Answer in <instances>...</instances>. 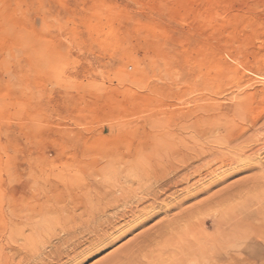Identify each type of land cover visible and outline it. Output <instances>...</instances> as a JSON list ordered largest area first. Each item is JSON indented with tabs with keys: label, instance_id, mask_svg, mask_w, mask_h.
Instances as JSON below:
<instances>
[{
	"label": "rangeland",
	"instance_id": "1",
	"mask_svg": "<svg viewBox=\"0 0 264 264\" xmlns=\"http://www.w3.org/2000/svg\"><path fill=\"white\" fill-rule=\"evenodd\" d=\"M239 103L264 109V0H0V216L20 200L67 201L76 185L109 186L113 174L172 176L174 133ZM244 176L208 193H197L205 175L162 191L168 211L116 232L82 264L121 257ZM248 202L236 214L253 224ZM218 212L191 226L203 223L207 264H264L259 238L211 244Z\"/></svg>",
	"mask_w": 264,
	"mask_h": 264
},
{
	"label": "bare ground",
	"instance_id": "2",
	"mask_svg": "<svg viewBox=\"0 0 264 264\" xmlns=\"http://www.w3.org/2000/svg\"><path fill=\"white\" fill-rule=\"evenodd\" d=\"M215 111L213 107L212 115L206 112L197 116L174 133L178 152L172 157L180 167L170 172L172 176L149 172L139 174L136 180L129 179L131 175L123 181L119 173L112 175L109 186L107 182L100 187L95 182L76 185L70 192L74 196L70 194L67 201L56 197L18 201L17 211L0 216V264H82L112 244L116 232L123 231L122 236L141 217L146 218L139 225L150 219L148 214L168 211L170 205L161 201L160 193L194 175L210 178L197 191L208 193L232 177L248 174L213 193L203 205L183 211L172 222L175 227L155 228L121 257L105 264H207L210 251L203 223L198 229L191 226L198 214L210 209L219 211L220 216L211 222V228L219 234L217 239H210L215 247L239 238H259L264 243V109L259 112L252 105L239 103L229 113L218 115ZM243 200L257 206L259 218L253 224L236 214L249 206L242 204ZM184 202L182 198L177 206ZM127 219L121 226V221ZM230 261L236 259L231 257Z\"/></svg>",
	"mask_w": 264,
	"mask_h": 264
}]
</instances>
